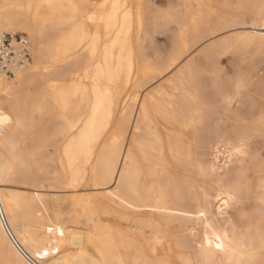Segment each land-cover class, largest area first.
Returning a JSON list of instances; mask_svg holds the SVG:
<instances>
[{"label":"bare ground","instance_id":"obj_1","mask_svg":"<svg viewBox=\"0 0 264 264\" xmlns=\"http://www.w3.org/2000/svg\"><path fill=\"white\" fill-rule=\"evenodd\" d=\"M141 1L93 0L90 10L81 0H0V34L27 31L32 58L13 77L0 74V264H264L263 180L253 229L200 216L212 203L224 214L248 191L246 168L228 170L222 159L242 161L252 132L264 134V105L232 113L236 93H224L219 104L231 127L213 129L212 160L204 166L200 159L193 127L202 102L195 64L183 61L234 25L216 19L200 31L188 20L165 62L143 61ZM181 1L186 15L193 3L202 10L220 2ZM254 1L260 22L236 24L238 44L264 43V0ZM47 15L58 19L56 36L44 30ZM255 85L264 90L263 80ZM37 126L35 141L21 147V133ZM17 174L29 183L15 185ZM49 208L56 228L39 220ZM64 245L71 256L49 263L37 255Z\"/></svg>","mask_w":264,"mask_h":264},{"label":"rangeland","instance_id":"obj_2","mask_svg":"<svg viewBox=\"0 0 264 264\" xmlns=\"http://www.w3.org/2000/svg\"><path fill=\"white\" fill-rule=\"evenodd\" d=\"M81 1L86 3L85 5L91 10L90 3L93 0ZM254 2V0H220L219 4L216 6L209 3L207 7L202 10H199L197 5L193 3L186 15L181 0L141 1L145 22L138 52L143 61L152 62L155 59L161 63L165 62L167 58L170 57L175 46L181 43L180 40L175 39L180 24L184 22L186 23L188 20H195L199 25L198 27L200 31L210 28L216 19L222 21L225 25H234V27L230 29L221 31V33L229 30L231 32L220 34L221 36H217L218 39L215 38L207 42L201 50H195L183 61L185 63L193 62L195 64L193 74L195 73L194 78L198 84V94L202 102L200 110L202 118L201 120L195 121L193 131L197 139V145L200 143V159L204 166H208L212 160L209 143L213 139V129L215 130L219 125H225L227 129L231 127L230 121H226V117L222 116V110L219 104L220 96L224 93H236L233 100L234 103L231 104V111L236 114H244L246 111L257 113L262 105H264V90L255 85L258 80L264 81V43L260 45H243L238 44L233 40V36L239 33L237 31L240 26H237L236 24L244 23L248 26H252L260 22L259 10L253 5ZM46 18L44 27V30H46L45 32L48 36H56L58 34V25H53L52 22H57L58 19L54 16L51 18L49 15H47ZM224 19H227L226 22ZM74 25L71 24L70 27H74ZM91 25L92 24L89 22L87 30L90 33L94 30L93 25ZM1 31H6L4 33L25 35L31 43L27 31L20 29H1ZM81 47L83 49L86 48L87 43H83ZM183 62L181 63V66L184 64ZM217 63L218 66H216ZM31 64L32 58L27 67H30ZM170 76L171 75H167L159 82L168 80ZM9 81L12 82L10 79ZM234 84H237L236 87ZM47 123L50 129H53L58 125L57 120L52 116H50ZM41 127L37 126L32 129V131L24 130L21 133L19 145L28 148L30 144L35 141V136ZM113 128L108 131L107 135L113 131ZM209 134H211V136ZM245 152L246 153H244L242 157L243 160L241 159L242 161L237 162V159L232 157L231 162L228 163L223 158L221 165L227 166L228 170L238 167L239 164L246 168L249 183L248 191L241 195V197H243L240 198L238 203L229 205L230 208L228 207L224 214H216L215 204L212 203L208 210L206 209L204 213H200L203 222L214 223L217 226H221L223 224L222 219H231L236 224L240 225L241 231L250 228L253 229V227L259 222L258 217L254 216V214L257 215L259 208L257 207L256 199L263 192L260 185L264 181V134H261L258 131L252 132L247 141ZM42 157L48 165V171L51 175L53 171V161L49 156L48 150L43 152ZM220 174H222V171ZM10 181L15 185L21 186L29 183V181L20 174L12 177ZM71 202L72 201L69 198L63 205V207H65H62L64 213L69 214L73 212ZM96 202H103L99 194L96 197ZM50 203L51 202L48 201L49 205ZM188 204L190 208H193L191 202H188ZM39 213L38 217L42 225L56 228L57 224H55L52 219V211L50 208L48 211L41 209ZM65 223H67V228L74 229V225H71L66 221ZM249 223L251 225H249ZM53 243L54 241H49L48 245ZM53 250H42V256H44V252L48 253L47 256L42 258V261L47 259L48 262L51 263L53 258L63 259L71 256V252L66 245L55 251Z\"/></svg>","mask_w":264,"mask_h":264},{"label":"built area","instance_id":"obj_3","mask_svg":"<svg viewBox=\"0 0 264 264\" xmlns=\"http://www.w3.org/2000/svg\"><path fill=\"white\" fill-rule=\"evenodd\" d=\"M30 61V43L27 36L15 33L0 34V74L13 77L15 72L24 68Z\"/></svg>","mask_w":264,"mask_h":264},{"label":"snow or ice","instance_id":"obj_4","mask_svg":"<svg viewBox=\"0 0 264 264\" xmlns=\"http://www.w3.org/2000/svg\"><path fill=\"white\" fill-rule=\"evenodd\" d=\"M5 119H6V117H0V123H2ZM49 231H51V229H49ZM217 247H219V245H217ZM37 255L40 256L41 254L38 252ZM43 255L47 256L48 253L44 252Z\"/></svg>","mask_w":264,"mask_h":264}]
</instances>
